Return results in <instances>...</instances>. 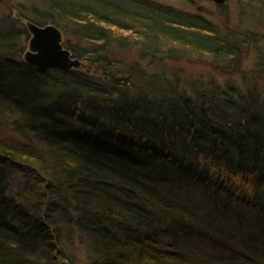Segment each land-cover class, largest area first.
<instances>
[{
	"label": "trees",
	"instance_id": "16d2710c",
	"mask_svg": "<svg viewBox=\"0 0 264 264\" xmlns=\"http://www.w3.org/2000/svg\"><path fill=\"white\" fill-rule=\"evenodd\" d=\"M43 4L28 20L86 66L27 63V29L0 17V264H264L256 75L205 84L160 64L259 46L264 77L261 32L153 0ZM133 48L151 69L114 58Z\"/></svg>",
	"mask_w": 264,
	"mask_h": 264
},
{
	"label": "rangeland",
	"instance_id": "374dc122",
	"mask_svg": "<svg viewBox=\"0 0 264 264\" xmlns=\"http://www.w3.org/2000/svg\"><path fill=\"white\" fill-rule=\"evenodd\" d=\"M162 4L171 5L174 8L198 14L203 18L216 21L221 26H240L256 28L261 32V44L264 45V0H224L222 3H216L213 0H153ZM44 9L43 0H0V17L10 14L15 17L17 24L27 29L26 21L32 17L33 9ZM28 31V29H27ZM28 37L23 39L25 43L24 51L28 48ZM62 40L64 35L62 33ZM63 43V41H62ZM260 44V43H259ZM259 46L249 47L244 51L241 61L235 62L212 60L208 54L189 55L177 57L175 59L161 58L160 64H164L167 70L170 68L176 70L179 76L190 81L215 80L223 84L225 80H233L238 86H247L248 82L256 81L257 88L264 92V77L259 76L254 71V63L257 57V48ZM23 51V53H24ZM114 58L122 62L136 61L145 65L146 69H151L148 57H141L138 49H114L112 50ZM22 53V57H23ZM80 65L86 66V61H80ZM153 65V64H152ZM246 81V82H244ZM250 84V83H249ZM204 85V84H203ZM244 87L240 89L244 90ZM80 264H87L83 255L79 256Z\"/></svg>",
	"mask_w": 264,
	"mask_h": 264
},
{
	"label": "water",
	"instance_id": "95a60500",
	"mask_svg": "<svg viewBox=\"0 0 264 264\" xmlns=\"http://www.w3.org/2000/svg\"><path fill=\"white\" fill-rule=\"evenodd\" d=\"M222 3L224 0H213ZM29 31L28 48L23 53V59L38 66L40 69L58 67L68 69L78 67L80 60L73 57L62 43V31L54 24L38 25L30 20L26 21Z\"/></svg>",
	"mask_w": 264,
	"mask_h": 264
}]
</instances>
